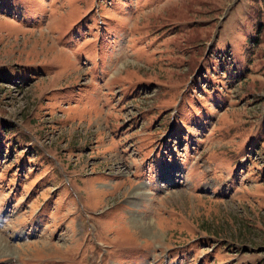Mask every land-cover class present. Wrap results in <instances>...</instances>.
Listing matches in <instances>:
<instances>
[{"label": "rangeland", "instance_id": "1", "mask_svg": "<svg viewBox=\"0 0 264 264\" xmlns=\"http://www.w3.org/2000/svg\"><path fill=\"white\" fill-rule=\"evenodd\" d=\"M0 264H264V0H0Z\"/></svg>", "mask_w": 264, "mask_h": 264}, {"label": "bare ground", "instance_id": "2", "mask_svg": "<svg viewBox=\"0 0 264 264\" xmlns=\"http://www.w3.org/2000/svg\"><path fill=\"white\" fill-rule=\"evenodd\" d=\"M134 196H143V197H144V192H143V191H142V192H137V191H136V193H135ZM137 205H138V204L135 203V206H137ZM131 222H132V224H133L135 227H138V228L143 227V225H144V223L139 222V221L136 220L134 217H132ZM143 228H145V227H143ZM140 229H141V228H140ZM144 230H145V229H144ZM3 250H4V249H3Z\"/></svg>", "mask_w": 264, "mask_h": 264}]
</instances>
